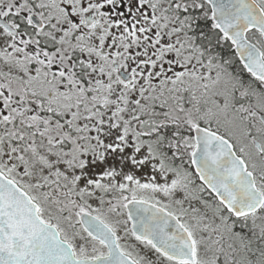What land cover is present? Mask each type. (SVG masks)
Listing matches in <instances>:
<instances>
[{
  "label": "snow or ice",
  "instance_id": "snow-or-ice-1",
  "mask_svg": "<svg viewBox=\"0 0 264 264\" xmlns=\"http://www.w3.org/2000/svg\"><path fill=\"white\" fill-rule=\"evenodd\" d=\"M0 264H264V0H0Z\"/></svg>",
  "mask_w": 264,
  "mask_h": 264
}]
</instances>
